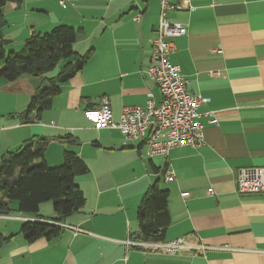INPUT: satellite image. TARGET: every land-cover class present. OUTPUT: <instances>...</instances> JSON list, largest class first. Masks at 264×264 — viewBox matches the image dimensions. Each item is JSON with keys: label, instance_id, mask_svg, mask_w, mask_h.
<instances>
[{"label": "crops", "instance_id": "crops-1", "mask_svg": "<svg viewBox=\"0 0 264 264\" xmlns=\"http://www.w3.org/2000/svg\"><path fill=\"white\" fill-rule=\"evenodd\" d=\"M173 2L182 9L166 18L187 32L168 39L169 61L187 79L188 92L208 100L198 108L204 141L153 158L141 140L124 145L118 130L97 129L86 112L105 98L118 122L122 108L144 106L148 93L160 101L146 74L159 0H23L3 8L5 51L22 52L33 33L66 25L77 31V59L89 55L59 85L50 108L28 122L24 112L44 77L0 80V156L47 140L49 167L70 151L88 172L75 178L84 207L60 222L53 221L51 203L40 205V217L20 214L10 203L11 212L0 215L6 239L0 264H264V193L235 190L238 171L264 168V0ZM66 135L76 142L59 139ZM169 171L174 179L166 182ZM155 183L169 194L170 223L161 242L182 238L191 249L168 255L127 244L141 241L136 214ZM33 221L54 223L60 232L27 243L20 228Z\"/></svg>", "mask_w": 264, "mask_h": 264}, {"label": "trees", "instance_id": "trees-1", "mask_svg": "<svg viewBox=\"0 0 264 264\" xmlns=\"http://www.w3.org/2000/svg\"><path fill=\"white\" fill-rule=\"evenodd\" d=\"M23 0H0V80L14 82L21 77H44L42 85L47 82L48 89L42 85L30 98L25 122L31 115L37 119L48 110L51 100L59 91V85L73 78L82 67L85 59L75 56L73 46L77 31L66 25H59L47 34L33 33L24 43L22 52L6 53L8 41L2 36L6 26L3 8L9 3L20 4ZM78 62L75 64V62ZM61 64V65H60ZM60 65L56 74L49 76ZM62 141L75 143L70 135L59 138ZM47 140L28 142L15 152L0 156V215L11 212L10 203L16 202L17 211L24 215H38L40 205L51 203L53 221L60 222L64 218L81 210L85 205L82 191L75 183V178L88 172L86 164L70 151H65L63 163L57 167H49L45 162ZM168 191L155 183L145 195L142 206L136 214L138 239L144 242H161L168 227ZM59 228L53 224L40 221L25 222L20 233L27 243L39 239L50 240L59 234ZM6 242L0 235V248Z\"/></svg>", "mask_w": 264, "mask_h": 264}, {"label": "built area", "instance_id": "built-area-1", "mask_svg": "<svg viewBox=\"0 0 264 264\" xmlns=\"http://www.w3.org/2000/svg\"><path fill=\"white\" fill-rule=\"evenodd\" d=\"M173 1L159 0L157 34L151 40V64L146 70V74L158 88L160 101L156 102L152 94L148 93L144 106L122 108L118 122L112 120L109 102L105 98L97 108L86 112L97 129L118 130L123 136L124 145L133 140H141L146 146L148 158L165 156L171 150L182 147L196 149L204 141L198 108L208 100L191 95L187 89L188 81L180 68L169 61L173 45L168 39L184 36L187 32L186 25L172 24L166 18L167 12L182 9ZM134 20L138 21L139 16ZM212 123L216 121L212 120ZM173 179L172 171L164 178L166 182ZM235 190L239 194L264 193V168L238 171ZM186 196L187 194H182L183 198ZM127 244L140 249L158 250L168 255L191 249L182 238L168 243L129 240Z\"/></svg>", "mask_w": 264, "mask_h": 264}, {"label": "water", "instance_id": "water-1", "mask_svg": "<svg viewBox=\"0 0 264 264\" xmlns=\"http://www.w3.org/2000/svg\"><path fill=\"white\" fill-rule=\"evenodd\" d=\"M49 85L47 82H45L43 85H42V90H45V89H48ZM5 159L7 160L8 159V156H5Z\"/></svg>", "mask_w": 264, "mask_h": 264}, {"label": "rangeland", "instance_id": "rangeland-1", "mask_svg": "<svg viewBox=\"0 0 264 264\" xmlns=\"http://www.w3.org/2000/svg\"><path fill=\"white\" fill-rule=\"evenodd\" d=\"M6 53H9L8 51H6ZM61 65V64H60ZM60 65H58L57 66V68L51 73V74H56L57 72H58V70H59V67H60ZM57 167V166H56ZM14 202V201H13Z\"/></svg>", "mask_w": 264, "mask_h": 264}]
</instances>
